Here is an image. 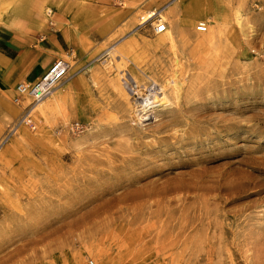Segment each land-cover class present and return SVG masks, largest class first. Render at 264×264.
Listing matches in <instances>:
<instances>
[{"label": "rangeland", "instance_id": "obj_1", "mask_svg": "<svg viewBox=\"0 0 264 264\" xmlns=\"http://www.w3.org/2000/svg\"><path fill=\"white\" fill-rule=\"evenodd\" d=\"M63 1L0 0V26L51 32ZM130 1L47 97L0 95V264H264V6L158 0V35Z\"/></svg>", "mask_w": 264, "mask_h": 264}, {"label": "crops", "instance_id": "obj_2", "mask_svg": "<svg viewBox=\"0 0 264 264\" xmlns=\"http://www.w3.org/2000/svg\"><path fill=\"white\" fill-rule=\"evenodd\" d=\"M105 1L91 0L90 3L86 0L63 1L54 10L53 21L56 29L51 32L49 31V26L44 22L38 25L27 21L26 18H8L10 23H7V21L0 26V95L3 92L12 95L15 85L21 81H35L44 73L52 60L65 58L69 49L77 53H82L83 50H91L93 38L91 39L92 36L90 34L94 33L93 27H95L94 31L97 34L103 33V20L97 10H103ZM125 1L131 2L130 0ZM150 1L149 7L151 10L146 11L147 13L143 16L140 15L139 18L142 20L135 26L141 25L149 17H152L154 13H157V10L156 12L152 10L151 5L154 2L156 4L158 0ZM175 1L177 0L169 2L165 7L170 8ZM243 1L250 3L252 0ZM253 1L264 6V0ZM93 2L97 3L93 8L96 12L94 15L91 14L93 21H90L87 16V10L94 4ZM99 2L100 4H98ZM185 7L188 9L189 17L197 16V13L194 12L199 11L197 7L191 6V4ZM199 22L207 23V21ZM167 24H169L170 28L173 27L171 22ZM167 24L166 31H168ZM40 34H44L42 40L39 39ZM40 52H45L46 54L39 59L38 54Z\"/></svg>", "mask_w": 264, "mask_h": 264}, {"label": "built area", "instance_id": "obj_3", "mask_svg": "<svg viewBox=\"0 0 264 264\" xmlns=\"http://www.w3.org/2000/svg\"><path fill=\"white\" fill-rule=\"evenodd\" d=\"M156 13L149 19L152 23V30L155 34L162 33L166 30V22L162 20ZM197 31L205 32L206 25L199 23L196 27ZM69 65L66 61L61 59H56L53 61L44 73L38 77L33 82H20L16 86V95L14 97L15 102H19L20 98L23 96H28L31 98L32 106L40 102L44 97H47L52 90L64 81L67 75ZM31 109L25 111L24 115L21 117V122L26 123L32 129L35 128V122L30 117ZM88 264H96L93 260L89 259Z\"/></svg>", "mask_w": 264, "mask_h": 264}, {"label": "bare ground", "instance_id": "obj_4", "mask_svg": "<svg viewBox=\"0 0 264 264\" xmlns=\"http://www.w3.org/2000/svg\"><path fill=\"white\" fill-rule=\"evenodd\" d=\"M155 14H156V13H154V15H155ZM159 14H160L159 16L162 18L161 13H159ZM149 18H150V17H149ZM162 20L165 21L163 18H162ZM199 23H202V24L206 25L205 22H199ZM199 23H198V24H199ZM198 24H197V25H198ZM197 25H196V27H197ZM196 27H195V28H196ZM196 30H197V29H196ZM165 31H166V30H165ZM165 31H164V32H165ZM206 31H207V25H206V30H205V32H206ZM164 32H162V33H164ZM162 33H161V34H162ZM158 35H160V33H158ZM145 99H146V98H145ZM147 99L149 100V97H147ZM143 101H144V98L138 100V102H140V104H143ZM145 104H146V103H145ZM138 111H139V110H138ZM177 123H178V122H177ZM192 130H193V129H192Z\"/></svg>", "mask_w": 264, "mask_h": 264}]
</instances>
